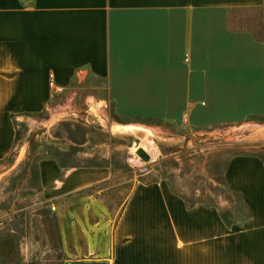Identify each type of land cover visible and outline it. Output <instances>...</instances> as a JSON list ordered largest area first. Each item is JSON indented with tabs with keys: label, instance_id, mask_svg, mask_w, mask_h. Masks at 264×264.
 <instances>
[{
	"label": "crops",
	"instance_id": "1",
	"mask_svg": "<svg viewBox=\"0 0 264 264\" xmlns=\"http://www.w3.org/2000/svg\"><path fill=\"white\" fill-rule=\"evenodd\" d=\"M235 10H258L261 39L229 27ZM50 76L63 90L106 82L122 123L113 130L237 126L264 116V0H0V162L13 151L15 120L43 112ZM65 195L106 183L107 168L39 164ZM227 189L248 211L228 227L215 208L187 207L163 183L136 185L98 259L63 264H264V163L234 156Z\"/></svg>",
	"mask_w": 264,
	"mask_h": 264
},
{
	"label": "rangeland",
	"instance_id": "2",
	"mask_svg": "<svg viewBox=\"0 0 264 264\" xmlns=\"http://www.w3.org/2000/svg\"><path fill=\"white\" fill-rule=\"evenodd\" d=\"M229 27L261 39L258 10H235ZM106 95V82L89 79L51 98L38 114L15 120L12 154L0 162V264H63L104 257L110 236L132 189L163 183L187 207L218 210L228 227L237 228L248 211L229 191L224 174L234 156L257 157L264 163V116L237 126L175 127L148 122L157 130L123 133L111 103L88 97ZM146 133L149 136L146 138ZM157 151L155 161L133 162L143 139ZM58 168H107L112 179L68 195L48 179L43 193L39 164Z\"/></svg>",
	"mask_w": 264,
	"mask_h": 264
},
{
	"label": "bare ground",
	"instance_id": "3",
	"mask_svg": "<svg viewBox=\"0 0 264 264\" xmlns=\"http://www.w3.org/2000/svg\"><path fill=\"white\" fill-rule=\"evenodd\" d=\"M148 136H149V134L146 133V138ZM146 138L140 142L139 149L143 150L149 156V158L151 159V162H153L157 159L159 154H158V151H157L155 145ZM136 152L137 151L135 150L132 153V155L134 157L133 162L142 167V164L138 161V157L136 156Z\"/></svg>",
	"mask_w": 264,
	"mask_h": 264
},
{
	"label": "built area",
	"instance_id": "4",
	"mask_svg": "<svg viewBox=\"0 0 264 264\" xmlns=\"http://www.w3.org/2000/svg\"><path fill=\"white\" fill-rule=\"evenodd\" d=\"M49 88L52 91L53 96H59L63 93V90L61 88H58L57 86H55L51 76H50Z\"/></svg>",
	"mask_w": 264,
	"mask_h": 264
},
{
	"label": "water",
	"instance_id": "5",
	"mask_svg": "<svg viewBox=\"0 0 264 264\" xmlns=\"http://www.w3.org/2000/svg\"><path fill=\"white\" fill-rule=\"evenodd\" d=\"M136 156L143 162V163H149L150 158L149 156L143 151V150H137Z\"/></svg>",
	"mask_w": 264,
	"mask_h": 264
},
{
	"label": "trees",
	"instance_id": "6",
	"mask_svg": "<svg viewBox=\"0 0 264 264\" xmlns=\"http://www.w3.org/2000/svg\"><path fill=\"white\" fill-rule=\"evenodd\" d=\"M62 168H64V167H62ZM96 168H100V167H96ZM222 219V218H221ZM222 221H223V219H222Z\"/></svg>",
	"mask_w": 264,
	"mask_h": 264
}]
</instances>
